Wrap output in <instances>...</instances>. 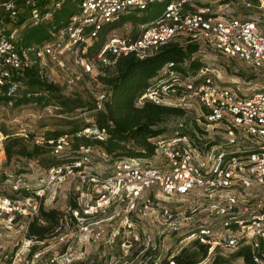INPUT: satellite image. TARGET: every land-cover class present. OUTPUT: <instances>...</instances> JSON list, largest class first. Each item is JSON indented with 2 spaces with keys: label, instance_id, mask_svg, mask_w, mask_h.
Returning a JSON list of instances; mask_svg holds the SVG:
<instances>
[{
  "label": "built area",
  "instance_id": "1",
  "mask_svg": "<svg viewBox=\"0 0 264 264\" xmlns=\"http://www.w3.org/2000/svg\"><path fill=\"white\" fill-rule=\"evenodd\" d=\"M50 1L55 7L61 6L59 0ZM201 1L82 0L80 10L70 17L65 28L53 35L52 40L44 45L30 47L21 44L18 26L9 27L2 20L0 66L21 70L37 63L42 76L52 81L42 64L43 58L50 57L59 68L72 74L70 61L64 57L71 54L83 73H90L94 62L85 53L105 26L119 22L123 15L133 10H144L151 3L159 2L165 4L162 14L151 22L140 24V29L134 35L113 33L108 37L115 30L110 29L102 53L110 51L116 57L134 53L145 58L170 42L194 43L199 50L210 47L225 55L238 57L264 75V33L260 29V20L234 15L229 11L234 1L222 2L219 13L214 12L209 5L191 9ZM0 5L12 20L27 9L31 25L51 20L54 15L48 7L42 10L38 0H0ZM259 9L264 11V0H260ZM195 54L192 60L197 58ZM102 60L105 63L112 62L104 57ZM184 63H167L161 70L164 76L162 83L149 88L139 102L141 104L150 99L158 104L186 109L196 101L210 124L222 125L224 136L221 142L203 146L200 136L195 138L181 129L175 130L171 136L156 137L153 139L156 155H161L162 163L152 165L144 163L142 158L114 162L111 176L100 179L94 175L90 178L106 187L104 192H99L96 203L84 204L85 197L90 194L81 193L75 198L79 208L69 206V214H73L76 222L80 221L85 214L106 205V199L119 197L127 202V212L139 210L147 215L144 208L151 204L149 194L155 186L166 196L201 193L209 200V218L212 222L191 231L184 239L188 243L198 240L209 245L208 256L202 261L218 249L230 255L247 247L251 250L253 260L257 264H264V90L249 95L239 94L217 81L216 67L203 64L196 71L185 72L179 68H186L189 62ZM9 72L8 69L2 70L0 84H3L4 76H8ZM170 92L178 96L175 103L165 100L164 95ZM104 98L102 94L99 108ZM81 133L101 140L107 137L105 130L95 127H87ZM19 134L28 136L26 129ZM5 138L0 132V147H3ZM67 145L68 137H60L55 153ZM81 149L89 152L91 147L81 146ZM87 155L84 154L81 160H76L72 165L48 168L41 185L54 187L70 177L79 176L81 167H86ZM31 187L23 177L12 181V188L17 192L24 188L30 190ZM34 193L35 196L22 198L0 193V218H5L9 225H15L23 218L38 215L43 193L40 189ZM139 205H143V209H138ZM161 218L172 229L178 230L179 226L168 209L163 210ZM154 249H157L156 246ZM65 260L68 264L70 258L67 256ZM56 263L57 258L54 257L49 264ZM171 264L176 263L171 261Z\"/></svg>",
  "mask_w": 264,
  "mask_h": 264
},
{
  "label": "rangeland",
  "instance_id": "2",
  "mask_svg": "<svg viewBox=\"0 0 264 264\" xmlns=\"http://www.w3.org/2000/svg\"><path fill=\"white\" fill-rule=\"evenodd\" d=\"M222 1L203 0L194 4L191 9L195 10L208 4L214 12L219 13ZM164 7V3L154 2L138 14L151 22L162 14ZM229 11L241 18H258L260 29L264 33V11L261 9L250 7L243 0H239L234 2ZM139 29V23L127 22L116 27L108 37L113 33L135 34ZM195 55L203 64L217 68L215 74L219 83L231 87L239 94L249 95L264 90V75L244 60L225 55L210 47L199 50ZM64 57L70 61L72 74L59 68L48 56L42 60L52 82L59 85V92L56 94L59 98L19 106L0 103V132L4 135L17 134L24 133L26 129L42 142L48 132L69 130L94 120L95 111L91 107L98 103L100 96L106 92V88L96 79L100 68L94 63L90 73H83L75 64L74 56L68 54ZM163 77L161 74L156 84H161ZM164 97L167 102L172 103L178 98L171 92ZM81 102L87 106L77 107ZM185 110L187 112L184 117L169 118L164 123L167 128L166 136H171L175 130L181 129L195 138L200 136L203 146L221 142L224 136L222 125L210 124L196 101ZM56 154L59 158L67 160L62 165H72L68 160H75L80 154L82 156L76 160H81L84 154H88V160L86 167H81L79 176L70 177L59 185L47 188L41 185V179L47 175L48 168L41 166L38 160L25 158L13 160L7 165L4 145L0 147V193L22 198L35 196L34 192L40 189L43 193L41 204L47 209H60L67 214L66 220L69 221L66 222L63 233L46 241H34L26 235L29 220L32 218H23L15 225H9L5 218H0V264H49L54 257L57 258L56 264H66L67 256L70 258L68 264H149L156 256L159 260L168 254H177L188 244L185 236L212 222L209 218V200L203 194L195 192L183 196H166L155 186L151 192L148 191L152 200L151 204L144 208L147 215L139 210L127 212L126 201L119 197H110L106 199V205L95 208L93 213L85 214L83 219L73 224L69 217L70 199H75L81 193H89L90 196L85 197L84 204L96 203L99 192H104L106 187L90 178L94 175L100 179L111 176L115 161L99 146L91 147L89 152L80 149L79 154L73 151L70 143ZM143 162L158 165L163 159L157 154L151 158H143ZM19 177L31 184L30 190L24 188L17 192L12 188V181ZM139 206L138 209L144 207ZM165 209L173 214L174 221L179 226L178 230L175 231L172 226L163 222L161 213ZM33 246L37 248L34 254H31ZM155 246L157 249H154ZM148 248L151 249V257L146 254ZM190 249L193 250L194 247ZM215 252V255L212 254L200 264H213L217 255L233 259V264H245L242 258H235L233 254L229 255L221 249ZM219 264L226 263L221 260Z\"/></svg>",
  "mask_w": 264,
  "mask_h": 264
},
{
  "label": "trees",
  "instance_id": "3",
  "mask_svg": "<svg viewBox=\"0 0 264 264\" xmlns=\"http://www.w3.org/2000/svg\"><path fill=\"white\" fill-rule=\"evenodd\" d=\"M59 1H61V6L55 7L50 0H38L42 10H46L48 7L53 10L54 15L51 20L37 25H31L27 9H24L18 18L12 20L2 6H0V22L5 20L9 27L18 26L20 28L21 44L24 47L44 45L52 40L55 33L68 25L70 17L80 10L82 2V0ZM232 1L239 0H223L222 2ZM243 2L250 7L259 9L260 0H243ZM206 5L208 6V4L204 6ZM139 11L142 10H133L123 15L119 22L105 26L85 53V56L100 68L96 79L106 88L101 108L98 107V103L90 106L95 111L94 120L83 126H74L69 130L48 132L42 142H37V137L30 133L28 136L19 135V133H17L18 135L6 134L4 150L7 165H10L13 160L23 158L38 160L40 165L46 169L65 164L67 160L59 158L55 153L58 140L63 136L68 137L73 151L80 154L81 146H99L115 162L128 158L143 159L156 156V144L153 139L162 135L166 136L167 128L164 123L169 118L184 117L187 111L181 107L158 104L150 99H146L140 104V97L156 84L157 79L161 77L162 68L167 63L174 61L181 65L187 61L189 63L185 65L186 68L183 66H179V68L188 72L196 71L203 65V62L200 58L192 60L194 54L199 50L198 45L194 43L170 42L145 58H140L134 53L119 57L110 51L102 53L110 29H116L119 25L127 22L139 24L149 22L138 14ZM101 53L102 56H100ZM103 57L112 62H103ZM4 69H8L10 72L8 76H4L3 84H0V103H12L19 106L31 102H49L50 99L58 97L56 94L59 92V85L43 77L37 63L21 70L0 66V74ZM13 88L14 90H12ZM62 104L65 105L64 102ZM80 106L85 108L87 104L81 102L77 107ZM87 127L105 130L107 137L105 140H101L93 135L81 133ZM81 156L80 154L77 158ZM77 158L68 161L72 164ZM70 206L74 209L79 208L75 199H70ZM66 217L67 214L60 209H47L42 203L39 214L29 220L26 234L28 239L46 241L52 236L63 233L66 222L69 223ZM69 217L70 221L76 224L72 213L69 214ZM190 247H194V249L191 250ZM36 248L37 246L31 248V254H34ZM150 250L147 249V255L151 252ZM208 252L209 245L193 240L177 254H168L159 260H157L159 257L156 256V259L154 258L149 264H171V261L176 264H196L205 259ZM149 256L151 257V254ZM233 257H243L245 264H257L252 258L251 250L247 247L235 252ZM221 260L226 264H232L233 261V259L217 255L213 264H219Z\"/></svg>",
  "mask_w": 264,
  "mask_h": 264
}]
</instances>
